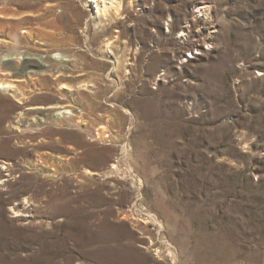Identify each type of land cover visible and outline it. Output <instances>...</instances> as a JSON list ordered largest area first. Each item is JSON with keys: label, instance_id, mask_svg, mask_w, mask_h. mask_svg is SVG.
Returning <instances> with one entry per match:
<instances>
[{"label": "rangeland", "instance_id": "rangeland-1", "mask_svg": "<svg viewBox=\"0 0 264 264\" xmlns=\"http://www.w3.org/2000/svg\"><path fill=\"white\" fill-rule=\"evenodd\" d=\"M123 3L0 0V264H264V0Z\"/></svg>", "mask_w": 264, "mask_h": 264}, {"label": "bare ground", "instance_id": "bare-ground-1", "mask_svg": "<svg viewBox=\"0 0 264 264\" xmlns=\"http://www.w3.org/2000/svg\"><path fill=\"white\" fill-rule=\"evenodd\" d=\"M91 1L95 2V7H97V16L101 17L105 20H109L113 14L114 15L116 14L118 16L121 13V9L123 8V5H124L123 0H91ZM0 15H3V14L0 13ZM110 43L111 42H108L107 49L110 48ZM192 47H193V45H192ZM197 49H199V48H197ZM10 54L11 55L8 57H7V55H9V54L3 55L0 59V63H2V61L6 58H14L17 56L16 53H10ZM56 54L58 55L57 56L58 58H63V60H67L66 54L61 53L59 51ZM185 60H186V58H185ZM12 86L13 85L9 82L8 83H0V87L7 89V90L11 89ZM65 112L69 113L70 111H65ZM4 163H6V162H4ZM4 163H2L3 168L6 167V165H4Z\"/></svg>", "mask_w": 264, "mask_h": 264}]
</instances>
